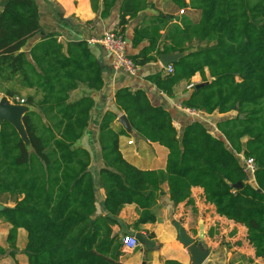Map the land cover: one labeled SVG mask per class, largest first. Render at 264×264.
I'll return each instance as SVG.
<instances>
[{
  "label": "trees",
  "instance_id": "trees-1",
  "mask_svg": "<svg viewBox=\"0 0 264 264\" xmlns=\"http://www.w3.org/2000/svg\"><path fill=\"white\" fill-rule=\"evenodd\" d=\"M90 1L95 12L103 2L106 18L118 0ZM174 1L185 12L199 10V16L182 22L151 16L135 26L131 44L142 47L129 57L143 66L162 54H181L170 64L172 73L160 70L146 79L175 97L177 84H190L200 74L205 84L186 89L183 105L208 114L236 110L237 116L217 123L223 137L199 120L179 133L170 111L153 104L146 91L121 87L115 93L117 110H107L100 124L103 166L95 178L91 152L75 146L95 100L71 95L80 85L104 87L100 58L87 40L65 44L56 32L27 52L29 40L41 31L34 0H0V93L16 101L8 83L35 89L19 97L35 107L23 115L28 143L10 122L0 125V204L5 205L0 218L11 225L12 257L22 228L27 264H124L123 242L114 229L121 225V210L138 206L136 228L156 221L153 207L167 183L176 206L193 204L192 188H203L218 214L247 228L256 256L264 259V0ZM148 7V0H122L118 27L125 33L130 20ZM121 112L142 139L169 150L165 169L143 170L124 158L119 137L126 131L113 127ZM243 157L255 159L256 185L248 180ZM99 188L105 195L101 211ZM10 198L13 205L6 201ZM8 249L0 244V256Z\"/></svg>",
  "mask_w": 264,
  "mask_h": 264
},
{
  "label": "crops",
  "instance_id": "crops-1",
  "mask_svg": "<svg viewBox=\"0 0 264 264\" xmlns=\"http://www.w3.org/2000/svg\"><path fill=\"white\" fill-rule=\"evenodd\" d=\"M34 2L39 12L41 31L29 40L25 46L27 52L34 43L49 32H56L59 35V40L67 44L72 40H87L89 42L90 39L101 36L105 31H120L127 37L128 53L136 54L142 45L139 48H134L131 44L135 26L148 23L151 16L158 14L173 16L177 21H180L182 16L180 7H178L179 11L174 10L175 4H177L174 0H148L149 7L130 20L124 33L122 28L118 27L122 0L115 3L106 18L101 16L102 1L99 3V12L93 10L90 0H34ZM3 9L4 6L1 5L0 12ZM186 10L189 13V8ZM90 45L102 62L104 87L96 89L80 85L72 93L71 98L78 100L83 97H93L95 100L89 125L81 139L75 144V146H83L91 152L90 170L95 178L99 177V171L103 166L99 144L100 124L107 110H117L115 93L121 87L146 91L153 104L163 105L170 111L179 133L189 123L199 120L207 126L212 134L223 137L217 123L237 116L236 110L228 113L215 111L212 114L199 111V116L186 111L183 99L188 93L185 90L186 88L190 89L189 86L192 83L194 85L203 83L200 74L192 78L193 80L198 79L197 82L188 84L185 80L181 81L174 88L175 97H169L160 91L154 83L146 79L147 75L160 70H164V74L168 73L167 67L163 66L160 57L158 61L139 66L138 74L131 76L113 68L112 56L104 47L98 44ZM27 90L29 93L35 92V89L32 88ZM8 100L11 104L26 106L27 110L35 109L29 104H16L12 99L8 98ZM113 127L116 130L122 128L126 131L125 135L119 137V148L126 160L143 170L166 168L169 150L159 143L142 139L134 132L124 112L119 114ZM130 140H134V143L129 144ZM125 153L131 155L130 160L127 159ZM247 177L250 184L256 185L255 176ZM104 198V190L99 188L97 199L100 211ZM192 199L193 204L183 202L176 206L170 199L168 184L165 183L157 200L158 203L153 207L156 221L142 224L140 228L134 226L139 218L138 206L126 204L118 216L121 225L115 226L114 229L119 227L125 233L131 234L142 232L147 235V232H151L155 236L151 239L152 246L149 248H139V246V249L123 250L121 261L124 264H264V259L256 256L255 248L249 243L247 228L243 224L218 214L215 206L206 201L204 190L201 187L192 188ZM10 227L9 223L0 219V244L5 248L7 247L2 242L7 240ZM22 230L25 231V229H19V236L22 234ZM120 236L122 239L123 235ZM194 249H199L198 255L201 254L199 263L193 254ZM3 262L4 259L0 260V264H4Z\"/></svg>",
  "mask_w": 264,
  "mask_h": 264
},
{
  "label": "built area",
  "instance_id": "built-area-1",
  "mask_svg": "<svg viewBox=\"0 0 264 264\" xmlns=\"http://www.w3.org/2000/svg\"><path fill=\"white\" fill-rule=\"evenodd\" d=\"M185 9H180V14H184ZM90 44H98L104 47L112 56L113 68L117 71H122L128 75L134 76L138 74L139 66L136 62L129 57L127 52L128 40L125 34L120 31H105L101 36L95 37L89 40ZM168 73L173 72V67L169 65L167 67ZM192 83L189 87H193ZM19 103H25L23 98L17 97ZM14 101V100H13ZM17 102V101H16ZM186 111L199 116V111L194 109L186 108ZM129 144H133L134 140H130ZM243 163L245 170L249 177L255 176L256 173V162L253 157H243ZM123 250H135L142 245L140 239L136 234L127 233L122 237Z\"/></svg>",
  "mask_w": 264,
  "mask_h": 264
},
{
  "label": "water",
  "instance_id": "water-1",
  "mask_svg": "<svg viewBox=\"0 0 264 264\" xmlns=\"http://www.w3.org/2000/svg\"><path fill=\"white\" fill-rule=\"evenodd\" d=\"M180 56L181 54H162L160 57V61L164 67H168L171 63L178 60ZM204 84L205 83H199V84H196V86L201 87ZM7 97L8 96L5 95L0 101V125L4 121L10 122L16 127V129L18 130L22 138L28 143V136H27L25 125L23 123V115L29 110H27L26 106L11 104L8 100L9 97L8 98ZM123 119L124 121H126L125 117H123ZM4 207L5 205L0 204V209H3ZM136 236L140 239L142 244H144L146 247L149 248L152 246V241L146 234L142 232H138ZM198 251L199 249H194L193 254L195 258L197 259V262L199 263L201 262V254L199 256Z\"/></svg>",
  "mask_w": 264,
  "mask_h": 264
},
{
  "label": "rangeland",
  "instance_id": "rangeland-1",
  "mask_svg": "<svg viewBox=\"0 0 264 264\" xmlns=\"http://www.w3.org/2000/svg\"><path fill=\"white\" fill-rule=\"evenodd\" d=\"M178 7H179L178 4H175L174 10L175 9L178 10L179 9ZM187 13H188V11L186 10V12L184 14H181L182 16H181L180 22L187 21V20H192L193 18H196L197 16H199L200 12L197 9H192V8L189 7V13L188 14ZM201 45H206V43L205 42L201 43ZM197 46H198V44L195 42L194 43V47H197ZM197 81H198V79H194V80L192 79L191 82H197ZM7 85L10 88H13L16 91V93H17V95L19 97L27 98L29 95L33 94V93H29L27 88H23V87H21V86H19L17 84L13 85L11 83H8ZM186 89H188V88H186ZM3 95H4V93H0V99H1V97ZM16 101H14L16 104H21V103H19L18 100H16ZM125 155H126L127 159H129V160L131 159V155L130 154H126L125 153ZM6 201L9 202L8 205H13L14 204L13 201L11 200V198L7 199ZM115 230H116V232L119 235H123L125 233L124 230L122 228H119V227H116ZM26 242H27V233H26V231L23 232V230H22V234L20 236L18 235L17 249L15 250L16 255L14 257H12L9 254L10 250L8 249L9 247H8L7 240L3 241L2 243L7 247L8 253L6 255H4L3 257L0 256V260L4 259V262H3L4 264H24V263H26L27 262V255L25 253ZM141 247H146V246L144 244H142L139 248H141ZM137 251H139V250H137Z\"/></svg>",
  "mask_w": 264,
  "mask_h": 264
}]
</instances>
